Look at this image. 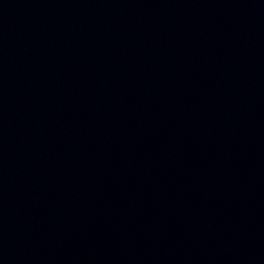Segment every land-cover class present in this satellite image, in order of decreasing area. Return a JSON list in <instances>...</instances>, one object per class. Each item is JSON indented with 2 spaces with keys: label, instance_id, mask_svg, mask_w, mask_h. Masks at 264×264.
<instances>
[{
  "label": "water",
  "instance_id": "water-1",
  "mask_svg": "<svg viewBox=\"0 0 264 264\" xmlns=\"http://www.w3.org/2000/svg\"><path fill=\"white\" fill-rule=\"evenodd\" d=\"M0 264H264V0H0Z\"/></svg>",
  "mask_w": 264,
  "mask_h": 264
}]
</instances>
